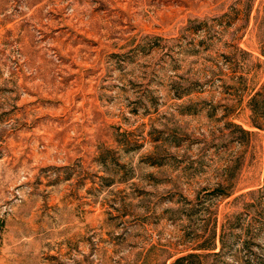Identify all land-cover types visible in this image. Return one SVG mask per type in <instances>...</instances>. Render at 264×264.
<instances>
[{"label": "rangeland", "instance_id": "1", "mask_svg": "<svg viewBox=\"0 0 264 264\" xmlns=\"http://www.w3.org/2000/svg\"><path fill=\"white\" fill-rule=\"evenodd\" d=\"M0 264H264V0H0Z\"/></svg>", "mask_w": 264, "mask_h": 264}]
</instances>
